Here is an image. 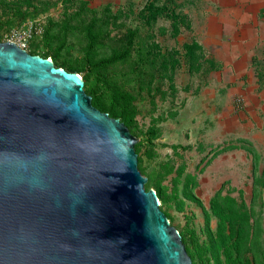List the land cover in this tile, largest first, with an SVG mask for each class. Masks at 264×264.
I'll return each instance as SVG.
<instances>
[{
	"label": "rangeland",
	"instance_id": "374dc122",
	"mask_svg": "<svg viewBox=\"0 0 264 264\" xmlns=\"http://www.w3.org/2000/svg\"><path fill=\"white\" fill-rule=\"evenodd\" d=\"M181 1L156 0L165 13L150 21L149 0H0V42L26 43L41 57L64 44L60 65L82 69L86 30L95 23L96 60L128 50L121 63L93 72L90 89L108 103L116 89L134 96L146 189L165 192L161 208L184 234L196 264H218L204 248L210 244L205 210L214 233L219 222L212 200L219 194L227 204L244 202L248 223L239 264H264V20L255 49L230 65L207 49L191 61L184 44L202 28L184 15L186 25L174 37L172 13L182 16ZM206 58L220 69L212 70ZM187 186L196 200L187 198Z\"/></svg>",
	"mask_w": 264,
	"mask_h": 264
},
{
	"label": "water",
	"instance_id": "95a60500",
	"mask_svg": "<svg viewBox=\"0 0 264 264\" xmlns=\"http://www.w3.org/2000/svg\"><path fill=\"white\" fill-rule=\"evenodd\" d=\"M83 76L0 42V264H194L139 140Z\"/></svg>",
	"mask_w": 264,
	"mask_h": 264
},
{
	"label": "trees",
	"instance_id": "16d2710c",
	"mask_svg": "<svg viewBox=\"0 0 264 264\" xmlns=\"http://www.w3.org/2000/svg\"><path fill=\"white\" fill-rule=\"evenodd\" d=\"M156 0H149L148 10H150V15L148 20L153 21L158 18L160 14L165 13L163 7L156 5ZM176 7V5H175ZM181 7V6H180ZM178 6V10L180 8ZM184 12L182 16L177 13H172L173 18V32L174 37H178L182 33L181 26L186 25V18ZM187 18L189 19L188 15ZM190 21V20H189ZM95 23H91L87 28L89 44L87 46V54L84 59V65L82 69L76 67H67L68 72L82 74L84 69L88 70L86 74L83 75L85 81V91L88 95L93 97V106L103 113H109L112 118H119L126 124L131 133L136 137L135 127L136 122V106L135 98L128 92H124L121 89H116L112 98V102L108 103L105 101L103 96L99 94L95 89H90L91 76L95 70L107 68L121 63L127 59L129 51L125 50L122 52H115L111 57L106 59L96 60V45L98 43L97 35L95 34ZM187 27L192 29L191 24L187 23ZM64 47L62 44L54 55L47 54L43 58L52 59L58 68H66V65H60L59 58L61 51ZM184 49L186 51V56L191 60H196L199 55L205 53V49L199 41L194 39L191 43L184 44ZM32 55H39L37 52L30 53ZM206 62L210 63L211 69L216 71L220 69V63L214 58H206ZM199 67V65L197 66ZM198 70V68H197ZM82 76V75H81ZM141 144L136 145V151L139 154ZM142 159L139 158V164ZM150 190V189H148ZM156 192L162 204L166 202V194L162 188L158 187ZM185 194L187 198L196 200L193 193L190 191L189 186H187ZM161 204V207L163 206ZM162 209V208H161ZM212 214L218 218L217 232L214 233L211 228V213L205 210L206 216V230L209 234L210 244H206L204 248L212 252V255L216 258L218 264H239L242 260L244 253V244L246 239V230L248 223V211L246 210V205L244 202L235 206V202L227 204L223 199L220 201L219 194L211 202ZM167 215V214H166ZM170 219V217L167 215ZM183 241L186 245V239L184 234L181 232ZM187 251L191 256L193 263L196 264L195 254L192 252L189 246L186 245ZM205 249V251H206ZM222 257L225 261L222 260Z\"/></svg>",
	"mask_w": 264,
	"mask_h": 264
},
{
	"label": "crops",
	"instance_id": "0c3cea01",
	"mask_svg": "<svg viewBox=\"0 0 264 264\" xmlns=\"http://www.w3.org/2000/svg\"><path fill=\"white\" fill-rule=\"evenodd\" d=\"M180 10L192 26H200L196 40L221 63L230 65L255 49L261 40L264 0H182ZM183 4V5H182ZM193 26V28H194ZM228 61V62H227Z\"/></svg>",
	"mask_w": 264,
	"mask_h": 264
},
{
	"label": "built area",
	"instance_id": "2783aa9c",
	"mask_svg": "<svg viewBox=\"0 0 264 264\" xmlns=\"http://www.w3.org/2000/svg\"><path fill=\"white\" fill-rule=\"evenodd\" d=\"M11 42H13V41H11ZM15 43V42H14ZM18 45V44H17ZM18 46H20L22 49H24V50H26L27 51V44L26 43H24V44H21V45H18ZM51 60V59H50Z\"/></svg>",
	"mask_w": 264,
	"mask_h": 264
}]
</instances>
